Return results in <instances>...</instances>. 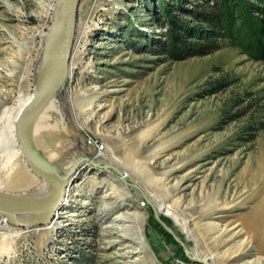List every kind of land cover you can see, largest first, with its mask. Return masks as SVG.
Here are the masks:
<instances>
[{
    "label": "rangeland",
    "instance_id": "obj_1",
    "mask_svg": "<svg viewBox=\"0 0 264 264\" xmlns=\"http://www.w3.org/2000/svg\"><path fill=\"white\" fill-rule=\"evenodd\" d=\"M57 2L0 0V117L33 93L39 41ZM227 3L218 49L172 60L163 52L169 33L194 43L190 33L206 29L197 13L215 11L214 1L79 0L75 27L89 28L73 39L83 54L65 119L82 154L105 158L142 188L190 258L264 264V0ZM13 159L31 186L0 180V191L44 194L21 155ZM81 165L53 237L20 228L14 256L0 264H201L115 171ZM121 228L134 240L121 243Z\"/></svg>",
    "mask_w": 264,
    "mask_h": 264
},
{
    "label": "bare ground",
    "instance_id": "obj_2",
    "mask_svg": "<svg viewBox=\"0 0 264 264\" xmlns=\"http://www.w3.org/2000/svg\"><path fill=\"white\" fill-rule=\"evenodd\" d=\"M57 6L58 2L54 6L51 15H53V13L56 11ZM75 24L74 18L69 59L66 67V78L61 84L56 95L37 116L31 133V144L37 161L49 174L54 176L56 179L61 180L65 184L64 199L62 200L60 206L55 210L54 216H61L63 212L59 210H61L62 207H65L71 201L68 199V191H70L71 177L75 174L74 171L71 172V168L75 164L81 165L83 162L88 164L94 163L97 165V168H99L100 165L102 167L107 165L110 170H112L110 167L116 168L118 172L115 171V173L119 176L122 182L130 188H132V185H136L140 190V193H138L142 199L146 201L147 205L153 206L157 213H161L158 208L150 202L142 188L138 184L133 183L132 177L128 173L123 174L120 169L111 165L106 161L105 158L104 160L97 161L94 158H90L87 155L82 154V149L80 150V141L76 136L75 129L65 119L67 113V98L69 97L70 93L68 82L69 79L74 76L75 71L79 68V66L81 67L82 64L81 59L83 52L81 54L78 53L76 45L73 44V39L77 40L78 30H81V34L83 37H85L89 28L88 22H85L81 28H78V26L75 27ZM56 53L57 40L48 41L47 33L43 34L39 41V47L36 56V66L33 75L34 89L39 85L45 71L55 64ZM31 98L32 94L28 95L24 99H17L10 108L6 109L1 114L0 117V140L3 142V146L7 151L8 156L7 159L0 160V180L6 181L10 186L16 188L18 191L27 190L31 186L32 177L28 174L27 170L22 164H20V162H16L13 159L14 156L20 155L19 148L14 137V122L21 108L27 102H29ZM8 113L10 114V117L7 122H5L4 119H6V114ZM11 114H13V116H11ZM88 154L94 155L98 153H96L94 150H90ZM45 191L46 187L43 185L42 193H45ZM160 201H158L156 204L159 205ZM54 216L46 224L38 226L36 225L38 227L36 229L38 238H48L49 236L53 237V233L59 228V222L55 221L54 223H51ZM68 216L76 217V214L74 211H72ZM10 225L0 215V233L2 234V237L0 238V257L12 258L14 256L15 252L13 249V244L15 240L23 233L20 228L14 225V227H12ZM32 226L34 225H30L25 228H30ZM119 230L125 233L124 235H118L121 243L125 242L126 239L134 240L133 238H128L126 230L124 231L122 228ZM38 244L41 248L44 246V243L41 241L38 242ZM190 256L191 252L190 250H187V257L190 258ZM190 259H194L201 264L205 263L203 259Z\"/></svg>",
    "mask_w": 264,
    "mask_h": 264
},
{
    "label": "water",
    "instance_id": "obj_3",
    "mask_svg": "<svg viewBox=\"0 0 264 264\" xmlns=\"http://www.w3.org/2000/svg\"><path fill=\"white\" fill-rule=\"evenodd\" d=\"M78 2L79 0H58L57 9L51 17V24L47 32L48 41L57 40L56 62L45 71L39 85L32 93V98L21 108L14 122V137L21 158L27 169L36 178L40 179L46 187L45 193L39 196L0 191V215L7 223L19 228L30 225L38 226L49 222L65 196V184L49 174L37 161L31 144V133L37 116L56 95L66 78V67ZM84 167V165L75 164L71 168V172L74 171L76 174ZM89 167L96 168L97 165L91 163ZM103 168L109 169L107 165ZM110 168L118 172L116 168ZM75 174L71 177V181L74 179ZM132 188L140 193L136 185H132ZM149 208L152 218L183 248L187 256V249L183 243L161 221L155 208L151 205H149Z\"/></svg>",
    "mask_w": 264,
    "mask_h": 264
},
{
    "label": "trees",
    "instance_id": "obj_4",
    "mask_svg": "<svg viewBox=\"0 0 264 264\" xmlns=\"http://www.w3.org/2000/svg\"><path fill=\"white\" fill-rule=\"evenodd\" d=\"M214 1L215 11L199 10L197 20L205 24V30H195L189 37L196 41L192 43L185 38L169 33L163 52L172 60H183L192 56H204L218 49L216 35L224 32L230 23V7L227 0Z\"/></svg>",
    "mask_w": 264,
    "mask_h": 264
}]
</instances>
